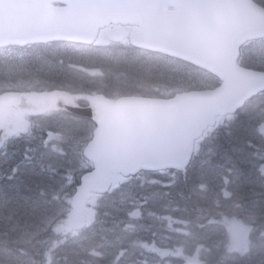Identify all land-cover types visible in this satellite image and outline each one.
<instances>
[{
  "label": "snow or ice",
  "instance_id": "snow-or-ice-1",
  "mask_svg": "<svg viewBox=\"0 0 264 264\" xmlns=\"http://www.w3.org/2000/svg\"><path fill=\"white\" fill-rule=\"evenodd\" d=\"M29 5L0 34V264H264V0Z\"/></svg>",
  "mask_w": 264,
  "mask_h": 264
},
{
  "label": "water",
  "instance_id": "water-1",
  "mask_svg": "<svg viewBox=\"0 0 264 264\" xmlns=\"http://www.w3.org/2000/svg\"><path fill=\"white\" fill-rule=\"evenodd\" d=\"M107 19L123 25L130 22L139 25L137 18L122 13H113ZM34 22L35 9L29 5V0H0V34L10 35L27 31Z\"/></svg>",
  "mask_w": 264,
  "mask_h": 264
},
{
  "label": "trees",
  "instance_id": "trees-1",
  "mask_svg": "<svg viewBox=\"0 0 264 264\" xmlns=\"http://www.w3.org/2000/svg\"><path fill=\"white\" fill-rule=\"evenodd\" d=\"M92 60L98 61L101 65H103V63H104V61L100 57L98 59L97 58H92ZM75 76L73 77L72 84L74 86H81V84H82V80H80L81 78H76ZM223 139H224V141L223 142L221 141V143L224 145L225 148H228L229 147L228 138L224 137ZM148 179H150V178H143L140 181V183H145V181L148 180ZM257 191H258V189H257ZM245 193L248 194V195L251 194L250 188H245ZM164 224H165V227H161V222L160 221H156L154 223V225H153L155 230L159 233V235L156 237V239L158 241H160L161 243H166V236L168 235V230L166 228L167 221H165ZM176 226L179 227V225H176ZM145 235L147 236L148 233L146 232Z\"/></svg>",
  "mask_w": 264,
  "mask_h": 264
},
{
  "label": "flooded vegetation",
  "instance_id": "flooded-vegetation-1",
  "mask_svg": "<svg viewBox=\"0 0 264 264\" xmlns=\"http://www.w3.org/2000/svg\"><path fill=\"white\" fill-rule=\"evenodd\" d=\"M111 29H124L125 31H130L132 30L131 27H120V26H113V25H110L109 26ZM74 75H76L77 77H80V73L76 72ZM80 87V86H79Z\"/></svg>",
  "mask_w": 264,
  "mask_h": 264
},
{
  "label": "rangeland",
  "instance_id": "rangeland-1",
  "mask_svg": "<svg viewBox=\"0 0 264 264\" xmlns=\"http://www.w3.org/2000/svg\"><path fill=\"white\" fill-rule=\"evenodd\" d=\"M75 76V75H74ZM76 78H80V77H77V76H75ZM79 80V79H78ZM249 195H252V193L251 194H249Z\"/></svg>",
  "mask_w": 264,
  "mask_h": 264
},
{
  "label": "bare ground",
  "instance_id": "bare-ground-1",
  "mask_svg": "<svg viewBox=\"0 0 264 264\" xmlns=\"http://www.w3.org/2000/svg\"><path fill=\"white\" fill-rule=\"evenodd\" d=\"M81 80V79H80Z\"/></svg>",
  "mask_w": 264,
  "mask_h": 264
}]
</instances>
